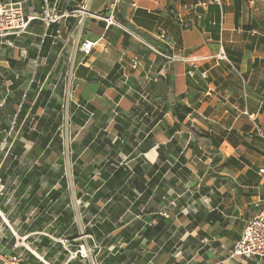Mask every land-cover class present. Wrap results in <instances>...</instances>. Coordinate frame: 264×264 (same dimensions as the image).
<instances>
[{"label": "crops", "instance_id": "1", "mask_svg": "<svg viewBox=\"0 0 264 264\" xmlns=\"http://www.w3.org/2000/svg\"><path fill=\"white\" fill-rule=\"evenodd\" d=\"M198 1L0 0L62 16L0 38L2 253L21 264H264L230 257L264 198V0ZM112 5L121 27L98 18ZM160 29L198 59L192 75L152 50L171 53ZM29 101L46 113L45 135L20 132ZM80 245L92 260L74 254Z\"/></svg>", "mask_w": 264, "mask_h": 264}, {"label": "built area", "instance_id": "2", "mask_svg": "<svg viewBox=\"0 0 264 264\" xmlns=\"http://www.w3.org/2000/svg\"><path fill=\"white\" fill-rule=\"evenodd\" d=\"M198 6H218L221 8L220 0H199L197 2ZM108 14L104 17H98L101 19L106 28L111 26L121 27L115 18L116 9L112 5L107 9ZM62 16L58 15L56 10L53 7H45L39 15L34 17H26L19 5L14 4H2L0 3V38L5 36H20L24 34L27 30V27L32 19H39L45 25L49 26L55 24ZM222 15H220L219 26L222 25ZM180 25L183 28H186L188 24L182 19L179 20ZM156 38L164 43L167 47L171 49L170 54H165L157 49L152 48V50L163 57L168 62H181L189 65L190 69L188 71L189 75H192L194 70L197 67V58L189 57L183 52H174L173 48V38L166 32L164 29H160L156 35ZM94 43L83 40L78 44V50L83 54L84 57H87L91 54ZM219 60L227 61V58L223 52L218 55ZM138 66V60L134 59L131 63L132 69H135ZM245 114H248L245 111ZM255 134L264 139V132L259 127L256 128ZM260 174L264 176V168H259ZM3 186L0 184V195L2 194ZM88 252V254L86 253ZM77 254L83 259H91V251L88 247L80 245L79 249L74 253ZM230 257L233 258H242L244 260L256 258L258 260H264V198L260 200L259 208L255 217L249 220L242 234L230 253ZM23 257L20 254L17 255H6L0 251V264H21ZM92 264H97L92 261Z\"/></svg>", "mask_w": 264, "mask_h": 264}, {"label": "rangeland", "instance_id": "3", "mask_svg": "<svg viewBox=\"0 0 264 264\" xmlns=\"http://www.w3.org/2000/svg\"><path fill=\"white\" fill-rule=\"evenodd\" d=\"M32 104V106H31ZM29 108L28 111L25 114V123L24 126L25 128L20 129V132H22L23 135H27L30 138L35 137L38 133L40 134H44L47 131V128H45V126H43L42 121L45 120L44 116H45V112L42 113L41 109H37V105L36 103L33 104L32 101H29ZM13 114V113H12ZM20 114V113H19ZM5 112L1 111L0 112V118L4 120V116ZM16 118H19V116H17ZM51 117L49 116V119ZM60 119V127L57 131V134L60 137V157L62 158H67L68 153L70 152V146H71V134L69 133V127H68V118L67 116L64 115H60L59 117ZM51 120V119H50ZM7 131L5 130V132L1 133V137L3 138L4 133H6ZM15 132V131H14ZM7 147H5L3 145V142H1L0 144V178L1 175L3 176L4 174V168H5V164H8L6 158H3L2 155H4V153L6 152ZM65 161V163H67L68 161L66 159H63ZM3 178V177H2ZM1 184V181H0ZM164 214V212L162 213ZM79 249V247H77V250Z\"/></svg>", "mask_w": 264, "mask_h": 264}, {"label": "water", "instance_id": "4", "mask_svg": "<svg viewBox=\"0 0 264 264\" xmlns=\"http://www.w3.org/2000/svg\"><path fill=\"white\" fill-rule=\"evenodd\" d=\"M168 10L171 11L172 10V7H168Z\"/></svg>", "mask_w": 264, "mask_h": 264}, {"label": "bare ground", "instance_id": "5", "mask_svg": "<svg viewBox=\"0 0 264 264\" xmlns=\"http://www.w3.org/2000/svg\"><path fill=\"white\" fill-rule=\"evenodd\" d=\"M88 254V252H86Z\"/></svg>", "mask_w": 264, "mask_h": 264}]
</instances>
